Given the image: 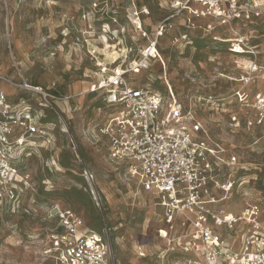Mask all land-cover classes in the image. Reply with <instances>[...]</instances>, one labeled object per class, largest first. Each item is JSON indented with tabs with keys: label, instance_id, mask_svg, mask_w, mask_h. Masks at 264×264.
Masks as SVG:
<instances>
[{
	"label": "rangeland",
	"instance_id": "rangeland-1",
	"mask_svg": "<svg viewBox=\"0 0 264 264\" xmlns=\"http://www.w3.org/2000/svg\"><path fill=\"white\" fill-rule=\"evenodd\" d=\"M186 1L0 0V76L73 96L56 104L65 114V122L55 119L56 151L28 160L31 185L20 204L13 208L0 200V264L55 263L47 237L57 222L45 215L55 205L74 210L86 232L104 236L117 264H191L168 252L160 238L167 228L154 198L136 181L127 182L123 168L115 172L105 143L92 144L87 134L102 120L97 108L104 111V93L89 94L92 87L141 56L148 40L140 28L154 38L163 22L169 28L158 40V58L135 79L163 94L171 86L219 144L235 148L247 165L222 170V180L233 187L220 205L236 214L258 203L264 220V124L248 130L241 117V128H233L230 119L239 113L240 95L254 104L264 93V17L231 29L194 18L180 7ZM240 38L257 57L238 55V46L232 51ZM0 89L11 99L28 95L5 81ZM84 168L94 174L95 186L84 179Z\"/></svg>",
	"mask_w": 264,
	"mask_h": 264
},
{
	"label": "built area",
	"instance_id": "built-area-1",
	"mask_svg": "<svg viewBox=\"0 0 264 264\" xmlns=\"http://www.w3.org/2000/svg\"><path fill=\"white\" fill-rule=\"evenodd\" d=\"M180 7L194 18L217 21L231 29L264 17V0H187ZM168 28L166 22L161 23L154 38L140 28L148 40L141 56L92 87L89 94L104 93V111L97 108L102 120L87 130L88 140L95 145L104 142L107 161L115 172L123 168L127 182L136 181L154 198L167 228L160 230V238L168 242V252L180 253L191 264H264L260 205L248 204L236 214L220 205L230 199L233 187V182L222 180V170L244 169L247 163L241 162L235 148L224 147L210 135L193 105L178 98L171 86L163 94L135 79L158 58V40ZM236 41L232 51L238 46L243 50L238 55L258 56L254 49H246L244 38ZM257 71L256 65L249 76ZM0 81L28 94L11 99L0 89V200L15 208L31 185L30 157L56 151L55 119L65 122L56 104L73 96L61 98L49 89L26 81L17 84L4 76ZM244 96L236 104L239 113L230 116L231 127L241 128L243 117L246 129H260L264 93L255 96L254 104ZM83 177L95 186L89 169L84 168ZM95 190L94 200L100 203ZM45 215L57 222L47 237L54 264H117L111 244L101 234L86 232L74 210L55 205Z\"/></svg>",
	"mask_w": 264,
	"mask_h": 264
},
{
	"label": "crops",
	"instance_id": "crops-1",
	"mask_svg": "<svg viewBox=\"0 0 264 264\" xmlns=\"http://www.w3.org/2000/svg\"><path fill=\"white\" fill-rule=\"evenodd\" d=\"M77 85H79V86L81 85L82 86L83 84L82 83H78ZM38 87H40V86H38ZM68 111H71V108L70 107L68 108Z\"/></svg>",
	"mask_w": 264,
	"mask_h": 264
},
{
	"label": "bare ground",
	"instance_id": "bare-ground-1",
	"mask_svg": "<svg viewBox=\"0 0 264 264\" xmlns=\"http://www.w3.org/2000/svg\"><path fill=\"white\" fill-rule=\"evenodd\" d=\"M67 132V131H66Z\"/></svg>",
	"mask_w": 264,
	"mask_h": 264
}]
</instances>
